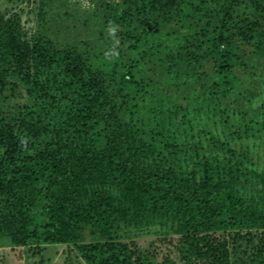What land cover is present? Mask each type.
<instances>
[{"label":"trees","instance_id":"obj_1","mask_svg":"<svg viewBox=\"0 0 264 264\" xmlns=\"http://www.w3.org/2000/svg\"><path fill=\"white\" fill-rule=\"evenodd\" d=\"M22 1L68 30L63 1ZM97 2L92 42L0 9L1 243L264 264V0Z\"/></svg>","mask_w":264,"mask_h":264},{"label":"rangeland","instance_id":"obj_2","mask_svg":"<svg viewBox=\"0 0 264 264\" xmlns=\"http://www.w3.org/2000/svg\"><path fill=\"white\" fill-rule=\"evenodd\" d=\"M63 1L61 6V11H67L70 15L66 25L69 27L68 30L63 27L57 30L56 20L53 19L52 10L46 8V16L40 19L39 4H28L22 0H0V9L11 11H21L23 21L26 26L33 31H43L48 29V34L51 39L56 42L62 40L67 41H78V40H88L92 42L96 38V33L94 28L97 29L98 18L96 15L101 16L99 12V4L97 0H59ZM113 1V0H107ZM117 1V0H114ZM52 7V6H51ZM54 10H56L54 6ZM88 22L87 27H83V23ZM60 25V24H59ZM61 27V26H60ZM64 247L61 245L47 246L44 251L43 257L45 258L47 264H66L65 254L63 252ZM35 257L28 255L23 248L12 249L9 246H5L0 241V264H32Z\"/></svg>","mask_w":264,"mask_h":264}]
</instances>
